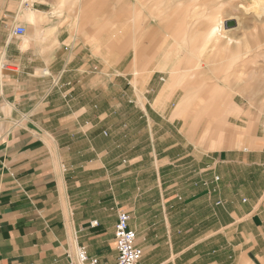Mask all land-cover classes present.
<instances>
[{"label":"crops","instance_id":"obj_1","mask_svg":"<svg viewBox=\"0 0 264 264\" xmlns=\"http://www.w3.org/2000/svg\"><path fill=\"white\" fill-rule=\"evenodd\" d=\"M58 4L0 0V264H68L79 246L116 264L128 208L143 264H264V128L249 148L208 151L177 115L185 90L175 110L136 104L133 85L111 93L109 27L93 38L92 25L56 16ZM25 12L47 16L38 33L58 41H15ZM247 130L212 140L241 144Z\"/></svg>","mask_w":264,"mask_h":264},{"label":"rangeland","instance_id":"obj_2","mask_svg":"<svg viewBox=\"0 0 264 264\" xmlns=\"http://www.w3.org/2000/svg\"><path fill=\"white\" fill-rule=\"evenodd\" d=\"M107 1L59 0L57 10L54 12L62 19L66 18L67 21L69 19V23L77 26V29L78 25L79 27L92 25L95 30L92 37L96 39L100 36L96 33L102 30L101 25L109 27L111 41L108 50L102 52L108 53L110 58V65L106 68L110 74L111 93H115V86L118 90L129 92L133 85L135 90L133 88L132 90L136 92L138 98L136 104L175 110L185 90L186 97L182 99L181 105L186 106L187 110L177 111V115L193 123L196 127L194 132L199 135L198 144L208 151L234 147L249 148L245 141L262 135L264 49L253 50L243 57H237L236 51L231 56L224 44L206 48L202 39L206 29L204 23L208 24L210 21L207 20L221 16L226 20L224 21L226 33L235 39L234 47L237 46L236 41L251 43L257 35L263 40L264 0H200L193 7L187 22L189 28L181 33L182 38L178 40L174 38L178 26L189 14L185 11L189 3L187 0H152L149 3L152 6L149 7L142 6L140 0ZM103 9L108 10V18H99ZM88 10H92L94 18L85 16ZM31 11L35 10L31 8L28 13ZM26 13L16 19L10 27L12 36L17 24L27 27L24 36H14L15 41L23 43L58 41L55 34L38 33V27L48 22L47 16L38 12L42 18L32 22ZM1 20L9 22L6 17ZM228 21H233V25L227 27ZM78 36L83 39L91 37L84 33ZM137 49L142 51L143 57L134 63ZM95 52L101 55V51ZM117 74L121 75L118 79L115 78ZM171 83L172 89L167 88L166 85ZM81 97L85 100L84 96ZM117 100L123 104L121 99L111 96V103ZM124 103L130 105L128 98ZM233 104L239 106V109L232 107ZM224 115L227 128L222 119ZM245 128L248 130L243 135L241 144L232 137L222 141L212 140L218 136L222 137L226 129L231 132ZM163 136L165 132L160 135ZM109 138L106 136L107 140ZM120 148L125 154L131 151L130 147ZM164 196L167 198L168 194ZM158 199L157 201H161L160 197ZM126 210L134 216L133 209ZM153 212L158 214L157 209Z\"/></svg>","mask_w":264,"mask_h":264},{"label":"bare ground","instance_id":"obj_3","mask_svg":"<svg viewBox=\"0 0 264 264\" xmlns=\"http://www.w3.org/2000/svg\"><path fill=\"white\" fill-rule=\"evenodd\" d=\"M140 2H142V6H146V7L152 6L151 4L149 5V3L152 2V0H140ZM146 2H148V4ZM186 2H189V3H187L188 5L186 6L185 11H188L189 14H188V16H185V14H184V16L186 18H184L183 21L181 22V24L178 26V30L174 36L175 40L182 38L181 33H183L184 31H187V29L189 28V25L187 24V22L190 19L191 12H193V7H195L197 5V3L200 2V0H187ZM179 3H182V2L179 1ZM163 5H164V3L162 4V6ZM165 5H166V2H165ZM149 10H150V8H149ZM208 21H210V22H208ZM224 21H226V20H224L223 17L218 16V17H213L212 20L211 19L207 20L208 24L206 22L204 23V25L206 26V29H205L204 38L202 39V43L206 48L219 47L221 44H224L225 48H227V50H229L231 56H232L233 52L236 51L237 57H243V56L247 55L250 51H253V50L264 49V39L261 40L262 38L258 35L256 37H254V40H251L252 41L251 43H249L250 41L247 43H244L243 40L239 41V42L236 41L237 46L234 47L233 43H234L235 39H233L229 34L226 33V31H225L226 28H224ZM228 23L229 24L227 27L233 25V21H228ZM134 27H136V25H134ZM249 45H251L252 47L251 46L249 47ZM136 51H137V54H136V57L134 59V63H136L137 60H140L143 57L141 50L137 49ZM207 65L211 67V64H209L208 62H207ZM166 87L171 89L169 84H167ZM167 91H169V90H167Z\"/></svg>","mask_w":264,"mask_h":264},{"label":"built area","instance_id":"obj_4","mask_svg":"<svg viewBox=\"0 0 264 264\" xmlns=\"http://www.w3.org/2000/svg\"><path fill=\"white\" fill-rule=\"evenodd\" d=\"M27 32L25 27H16L13 35L23 36ZM132 215L128 211L118 212V221L115 226V243L118 251L116 264H143L144 252L138 245V234L131 226ZM98 222L92 223L93 227L98 226ZM68 264H103L99 258L89 255L84 246L76 249L74 257L70 258Z\"/></svg>","mask_w":264,"mask_h":264}]
</instances>
